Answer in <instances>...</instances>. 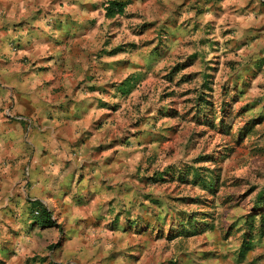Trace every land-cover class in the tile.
Returning a JSON list of instances; mask_svg holds the SVG:
<instances>
[{"label": "rangeland", "instance_id": "374dc122", "mask_svg": "<svg viewBox=\"0 0 264 264\" xmlns=\"http://www.w3.org/2000/svg\"><path fill=\"white\" fill-rule=\"evenodd\" d=\"M262 13L264 0H134L123 15H99V169L108 176L113 158L111 182L123 181L112 186L115 199L132 218L151 221L149 230L117 234L114 259L264 264V204L256 203L264 189V80L255 86L264 70L252 46ZM131 73L136 89L115 91ZM74 146L91 150L81 140ZM167 168L165 180H151ZM252 225L254 246L242 257Z\"/></svg>", "mask_w": 264, "mask_h": 264}, {"label": "crops", "instance_id": "0c3cea01", "mask_svg": "<svg viewBox=\"0 0 264 264\" xmlns=\"http://www.w3.org/2000/svg\"><path fill=\"white\" fill-rule=\"evenodd\" d=\"M105 2L0 0V264H126L124 255H112L120 253L117 234L135 225L139 232L151 228L140 213L131 217L123 198L115 199L112 186L117 190L123 181L111 182L113 158L108 176L99 169V15L106 17ZM258 32L252 46L261 50L253 62L264 70V25ZM129 76L135 75L124 79ZM263 80L258 76L255 86ZM79 140L91 150L74 152ZM58 203L65 224L43 226L34 210L46 208L60 223ZM109 222V233H102Z\"/></svg>", "mask_w": 264, "mask_h": 264}, {"label": "trees", "instance_id": "16d2710c", "mask_svg": "<svg viewBox=\"0 0 264 264\" xmlns=\"http://www.w3.org/2000/svg\"><path fill=\"white\" fill-rule=\"evenodd\" d=\"M127 5H128V1H119V0H108V1H106L105 2L106 17L107 18H113L116 15H123L126 11ZM258 65L259 66L262 65V63L258 64ZM135 85H136L135 76H129L126 79L119 82L118 87H117V91L126 95V94L131 92V90L133 89V87ZM168 168L165 171L155 173L156 174L155 177L154 178L151 177V180H155V181L165 180L164 174H169ZM195 170H196V168L194 169V173H195ZM173 173H175V172H173ZM195 175H196V178H199V176H200L198 174V172L195 173ZM207 180L210 181L211 179L203 178L202 182H205L206 185L209 186V188H212L215 184L214 183L208 184ZM35 203L38 205L41 204L40 202H37V201H35ZM256 203H257V206L259 208H261L263 206V204H264V189H262L261 191L258 192V194L256 196ZM37 218L41 221V223L45 227L59 226L57 220L52 217V213L46 208H40V212H39V215ZM261 218L264 220V211L261 213ZM254 228L255 227L252 225L250 227L249 231L244 233V239H243L241 247H240V256H242V257L246 256V254L253 249L254 236H253L252 232H253ZM261 234H264V233H261Z\"/></svg>", "mask_w": 264, "mask_h": 264}, {"label": "built area", "instance_id": "2783aa9c", "mask_svg": "<svg viewBox=\"0 0 264 264\" xmlns=\"http://www.w3.org/2000/svg\"><path fill=\"white\" fill-rule=\"evenodd\" d=\"M19 117V119H23V120H25V118L24 117H22V116H18ZM28 121H30L29 123H31V120L30 119H28V118H26ZM35 201H37L36 199H35ZM39 212H40V210L39 209H35L34 210V215H39Z\"/></svg>", "mask_w": 264, "mask_h": 264}]
</instances>
